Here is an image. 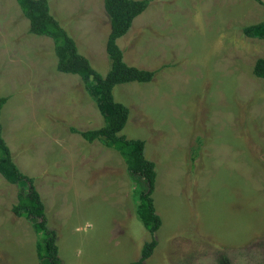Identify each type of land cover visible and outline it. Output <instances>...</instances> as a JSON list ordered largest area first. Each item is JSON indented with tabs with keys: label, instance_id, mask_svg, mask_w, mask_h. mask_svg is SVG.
I'll return each mask as SVG.
<instances>
[{
	"label": "rangeland",
	"instance_id": "obj_1",
	"mask_svg": "<svg viewBox=\"0 0 264 264\" xmlns=\"http://www.w3.org/2000/svg\"><path fill=\"white\" fill-rule=\"evenodd\" d=\"M116 41L123 61L156 71L116 85L129 109L121 131L145 142L155 164L159 229L138 219L143 180L120 155L75 131L102 116L81 79L56 70L51 39L28 32L16 0H0L2 137L34 179L61 264H264V79L253 75L264 39L242 33L264 21V0H149ZM50 14L100 75L110 68L103 0H48ZM17 185L0 175V264H40L32 222L13 215Z\"/></svg>",
	"mask_w": 264,
	"mask_h": 264
},
{
	"label": "trees",
	"instance_id": "obj_2",
	"mask_svg": "<svg viewBox=\"0 0 264 264\" xmlns=\"http://www.w3.org/2000/svg\"><path fill=\"white\" fill-rule=\"evenodd\" d=\"M16 2L22 15L28 20V32L52 40L56 70L60 73L78 76L102 116L103 124L100 127L80 132L72 131L78 133L89 143L98 140L107 148L116 151L123 159L126 170L132 178L143 180L145 190L137 194L138 204L135 212L144 229L152 235L161 225V219L155 212L152 197L157 176L155 164L145 157L143 140L128 139L121 134L128 120L129 109L121 102H117L113 96L114 86L133 82L149 83L156 74V71L142 70L127 65L123 61L122 51L116 44V41L129 31L133 20L147 8L150 1L103 0L110 27L105 45L110 68L104 76L94 70L89 61L79 54L75 41L50 14L48 0H16ZM242 33L249 38L264 39V21L244 26ZM252 72L255 77L264 79V58L255 61ZM7 99V97H0V113ZM0 175L8 183L18 187L17 201L11 208L13 215L32 222L34 233L41 237L35 246L39 263L61 264L55 232L47 227L44 205L34 187V179L22 174L13 163L2 137L1 123ZM156 245L157 242L153 239L144 242L137 260L128 264H144Z\"/></svg>",
	"mask_w": 264,
	"mask_h": 264
}]
</instances>
